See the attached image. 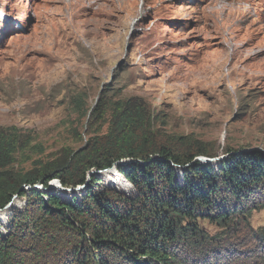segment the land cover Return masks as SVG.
<instances>
[{"label":"rangeland","instance_id":"obj_1","mask_svg":"<svg viewBox=\"0 0 264 264\" xmlns=\"http://www.w3.org/2000/svg\"><path fill=\"white\" fill-rule=\"evenodd\" d=\"M263 35L264 0H0V138L16 129L19 140L9 169L70 161L134 106L157 157L196 154L218 172L233 153L264 156ZM55 187L66 198L86 189ZM246 194L263 203L264 182ZM235 202L227 192L217 203ZM239 213L227 226L197 217L208 240H181L174 264H264V209ZM39 215L29 195L0 211L1 230L21 223L16 264H96L88 237L32 233ZM96 252L108 264H144Z\"/></svg>","mask_w":264,"mask_h":264},{"label":"trees","instance_id":"obj_2","mask_svg":"<svg viewBox=\"0 0 264 264\" xmlns=\"http://www.w3.org/2000/svg\"><path fill=\"white\" fill-rule=\"evenodd\" d=\"M144 121L138 106L115 112L109 130L90 140L70 161L40 163L27 172L8 166L19 144L18 132L13 129L3 134L0 211L14 197H37L40 215L32 233L40 239L58 232L55 230L70 231L75 237L78 234L81 240L88 237L96 264H108L106 257L96 256V250L116 254L115 260L174 264L176 244L181 240L190 247L202 246L208 240L196 223L197 217L227 226L238 211V215L251 216L253 211L264 209V202L246 203L250 187L264 182L262 154L233 153L223 160L218 172L211 164L195 159L196 154L185 157L162 148L157 157L142 126ZM176 166L182 167L184 175L180 178H176ZM36 184L42 189L33 188ZM57 184L86 189L80 197L75 193L66 198L59 194ZM227 192L236 198L232 210L217 203ZM192 219L194 222L188 224ZM20 225L15 217L6 231L0 229V264L18 261ZM77 263L91 264L85 258Z\"/></svg>","mask_w":264,"mask_h":264},{"label":"water","instance_id":"obj_3","mask_svg":"<svg viewBox=\"0 0 264 264\" xmlns=\"http://www.w3.org/2000/svg\"><path fill=\"white\" fill-rule=\"evenodd\" d=\"M245 152H256V149H246Z\"/></svg>","mask_w":264,"mask_h":264},{"label":"crops","instance_id":"obj_4","mask_svg":"<svg viewBox=\"0 0 264 264\" xmlns=\"http://www.w3.org/2000/svg\"><path fill=\"white\" fill-rule=\"evenodd\" d=\"M237 30H239L237 27H235V29L233 28V29H231V32H235V31H237ZM263 39H264V35H263V37H262ZM264 41V40H263Z\"/></svg>","mask_w":264,"mask_h":264},{"label":"bare ground","instance_id":"obj_5","mask_svg":"<svg viewBox=\"0 0 264 264\" xmlns=\"http://www.w3.org/2000/svg\"><path fill=\"white\" fill-rule=\"evenodd\" d=\"M132 8V7H131Z\"/></svg>","mask_w":264,"mask_h":264}]
</instances>
